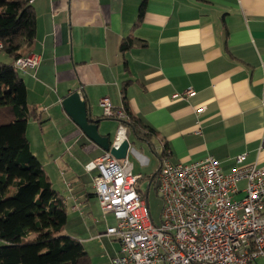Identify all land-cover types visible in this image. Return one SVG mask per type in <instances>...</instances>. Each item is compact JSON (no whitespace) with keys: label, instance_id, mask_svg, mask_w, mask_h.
Returning <instances> with one entry per match:
<instances>
[{"label":"crops","instance_id":"crops-1","mask_svg":"<svg viewBox=\"0 0 264 264\" xmlns=\"http://www.w3.org/2000/svg\"><path fill=\"white\" fill-rule=\"evenodd\" d=\"M32 9L35 39L22 54L39 64L18 71L35 111L26 137L66 208L65 233L92 264H111L120 247L105 235L115 220L104 226L99 214L113 216L99 213L94 173L84 170L105 151L61 105L72 92L110 144L120 122L104 117L103 98L153 130L158 166L166 153L171 163L213 157L223 173L240 154L244 165L264 167V0H33Z\"/></svg>","mask_w":264,"mask_h":264},{"label":"built area","instance_id":"built-area-1","mask_svg":"<svg viewBox=\"0 0 264 264\" xmlns=\"http://www.w3.org/2000/svg\"><path fill=\"white\" fill-rule=\"evenodd\" d=\"M38 64L39 56L28 54L12 62V67L24 72ZM99 107L104 117L120 122L110 144L117 150L127 141L123 124L127 116L114 110L107 98L99 101ZM244 161L245 154L236 156V166L223 173L213 157L171 163L165 153L155 177L162 200L158 225L137 189L141 176L133 174L127 156L118 160L107 151L87 163L84 170L94 173L92 186L99 206L115 220L105 232L120 247L111 264H264V167ZM240 182L245 183L241 190ZM240 194L242 198L234 199Z\"/></svg>","mask_w":264,"mask_h":264},{"label":"trees","instance_id":"trees-1","mask_svg":"<svg viewBox=\"0 0 264 264\" xmlns=\"http://www.w3.org/2000/svg\"><path fill=\"white\" fill-rule=\"evenodd\" d=\"M28 1L0 0L1 52L12 62L26 56L22 52L35 39V15ZM143 11L144 2L139 17ZM34 116L18 71L12 63L0 62V264H92L83 245L65 233L66 208L30 150L26 129ZM126 116L127 131L152 148L153 130Z\"/></svg>","mask_w":264,"mask_h":264},{"label":"rangeland","instance_id":"rangeland-1","mask_svg":"<svg viewBox=\"0 0 264 264\" xmlns=\"http://www.w3.org/2000/svg\"><path fill=\"white\" fill-rule=\"evenodd\" d=\"M4 59L2 63H9L10 59L4 55V53L0 52V61ZM6 61V62H4ZM129 143V151L132 149L138 154H147L148 158H133L132 154H129V161L134 164L136 170L133 171V174H140L141 179L137 182L136 186L138 191L146 198L150 216L155 225L160 223V216L162 212V200L157 194V189L155 188V176L158 169V158H155L152 153H150L149 146L146 142L134 137L133 133H128L126 137ZM52 146L48 144V147ZM147 159V163L142 165V161ZM239 190L244 188L245 183L240 182L237 184ZM243 197V194L235 196L234 199H240ZM97 208V207H96ZM99 209V213H100ZM102 212V211H101ZM103 216V224L106 226L108 223L112 224L113 220L109 215L105 216V214H99ZM2 242L0 241V246Z\"/></svg>","mask_w":264,"mask_h":264},{"label":"water","instance_id":"water-1","mask_svg":"<svg viewBox=\"0 0 264 264\" xmlns=\"http://www.w3.org/2000/svg\"><path fill=\"white\" fill-rule=\"evenodd\" d=\"M62 108L72 122L81 130V132L103 151L109 153L116 159H124L130 148L128 141H123L119 148L115 150L110 148L108 137H103L98 133V120H93L89 105L80 97L78 92H72L61 102ZM156 181L155 188H158Z\"/></svg>","mask_w":264,"mask_h":264},{"label":"flooded vegetation","instance_id":"flooded-vegetation-1","mask_svg":"<svg viewBox=\"0 0 264 264\" xmlns=\"http://www.w3.org/2000/svg\"><path fill=\"white\" fill-rule=\"evenodd\" d=\"M155 184H156V180H155V182H154Z\"/></svg>","mask_w":264,"mask_h":264}]
</instances>
